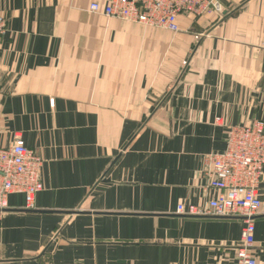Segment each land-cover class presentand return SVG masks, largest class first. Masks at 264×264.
Here are the masks:
<instances>
[{
  "label": "crops",
  "instance_id": "1",
  "mask_svg": "<svg viewBox=\"0 0 264 264\" xmlns=\"http://www.w3.org/2000/svg\"><path fill=\"white\" fill-rule=\"evenodd\" d=\"M179 31L89 12L106 0H0V149L41 160L35 209L8 196L0 264H232L240 217L201 207L203 157L264 121V0H218ZM197 37V38H195ZM254 255L264 264V174Z\"/></svg>",
  "mask_w": 264,
  "mask_h": 264
},
{
  "label": "built area",
  "instance_id": "2",
  "mask_svg": "<svg viewBox=\"0 0 264 264\" xmlns=\"http://www.w3.org/2000/svg\"><path fill=\"white\" fill-rule=\"evenodd\" d=\"M89 12L176 33L178 16L195 18L210 12L221 13L222 9L218 0H106L102 8L98 2L92 3ZM6 32V19L0 16V43ZM41 166L42 160L18 138L0 149V212L8 209L11 194L24 196L26 210L35 209V197L43 189ZM263 174L264 121L229 127L224 151L203 157L204 188L215 194L201 207H177L180 215L242 219L240 245L232 264H260L254 255V218L262 207L259 191Z\"/></svg>",
  "mask_w": 264,
  "mask_h": 264
},
{
  "label": "bare ground",
  "instance_id": "3",
  "mask_svg": "<svg viewBox=\"0 0 264 264\" xmlns=\"http://www.w3.org/2000/svg\"><path fill=\"white\" fill-rule=\"evenodd\" d=\"M127 22V21H126Z\"/></svg>",
  "mask_w": 264,
  "mask_h": 264
}]
</instances>
